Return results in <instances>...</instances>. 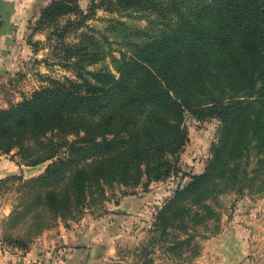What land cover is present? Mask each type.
<instances>
[{
	"label": "rangeland",
	"instance_id": "rangeland-1",
	"mask_svg": "<svg viewBox=\"0 0 264 264\" xmlns=\"http://www.w3.org/2000/svg\"><path fill=\"white\" fill-rule=\"evenodd\" d=\"M212 0H176L178 6L193 15ZM255 0H248L252 6ZM59 8L44 16L40 26H30L31 38H22L14 54V65L0 74V110L29 98L36 90L60 87L84 91L90 86H107L119 77V61L131 56L136 45L153 38L172 44L166 26L178 24L170 0H59ZM220 9L243 8L242 0H218ZM264 36V35H263ZM235 38V34L231 35ZM240 38V36H238ZM264 38H262L263 40ZM14 47V45H12ZM21 47V48H20ZM210 72H218L217 81L226 88L264 89V44L261 56L242 64L232 52L207 43ZM7 56V55H6ZM247 73L244 82L237 74ZM255 75L249 79L250 75ZM256 77V78H255ZM183 124L187 141L176 154L177 172L146 186L107 187V196L84 207L81 216L57 218L52 226L68 229L94 222L102 236L111 237V253L96 264H264V151L254 146L222 176V167L238 160L239 152L229 148L225 140L217 154L218 169L210 175L206 186L179 198V205L160 218L166 201L183 189L194 175L203 173L215 145H221L220 120L197 118L184 111ZM235 146L245 142L235 137ZM50 160L28 165L19 146L9 152L0 151V213L9 214L0 222V244L21 252L38 236L25 235L30 211L10 216L22 203L20 184L42 174ZM244 169L251 181L243 182ZM217 174L220 176L218 177ZM15 176V178H13ZM20 178V180H19ZM177 208V209H176ZM91 219V222H87ZM111 234L104 235V229ZM100 246L105 247L104 241ZM101 251V247L99 253Z\"/></svg>",
	"mask_w": 264,
	"mask_h": 264
},
{
	"label": "trees",
	"instance_id": "trees-1",
	"mask_svg": "<svg viewBox=\"0 0 264 264\" xmlns=\"http://www.w3.org/2000/svg\"><path fill=\"white\" fill-rule=\"evenodd\" d=\"M58 1L40 9L35 28L59 8ZM217 1L191 15L170 0L178 17V24L166 26L176 37L172 44L153 38L136 45L131 56L120 59L119 77L109 85L87 84L82 92L41 88L0 110V151L19 146L28 165L50 160L42 174L21 182L23 201L10 212L12 216L30 211L25 231L30 238L22 244L57 218L81 216L84 207L106 198L107 187L146 186L176 173V154L187 141L185 110L197 118H218L223 143L214 146L203 173L166 201L158 218L178 206L179 198L206 186L218 169L216 158L225 140L239 158L222 167L221 177L247 156L252 143L250 138L246 141L248 135L264 151V89L223 86L217 81L219 73L207 69L206 48L212 43L232 52L241 49L236 55L242 64L251 65L250 59L261 56L264 44V0H255L252 6L242 0L243 8L230 10L218 8ZM263 72L261 62L257 77ZM246 78L247 73L237 74V81ZM239 134L245 142L238 148L234 137ZM244 170L243 182L251 181Z\"/></svg>",
	"mask_w": 264,
	"mask_h": 264
},
{
	"label": "crops",
	"instance_id": "crops-1",
	"mask_svg": "<svg viewBox=\"0 0 264 264\" xmlns=\"http://www.w3.org/2000/svg\"><path fill=\"white\" fill-rule=\"evenodd\" d=\"M49 1L0 0V74L14 65V54L18 50L15 46L22 38H31L30 26ZM8 214L9 209L2 211L0 222ZM103 231L104 235L111 234L106 228ZM112 240L102 236L94 222L90 225L76 224L70 229L59 226L42 233L23 252L0 244V264H96L111 253ZM100 241L106 243L105 247L100 246Z\"/></svg>",
	"mask_w": 264,
	"mask_h": 264
}]
</instances>
